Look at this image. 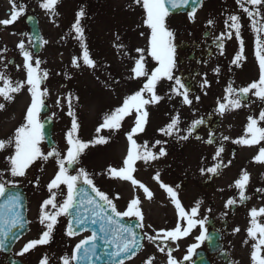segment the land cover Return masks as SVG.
<instances>
[{
	"label": "snow or ice",
	"instance_id": "obj_1",
	"mask_svg": "<svg viewBox=\"0 0 264 264\" xmlns=\"http://www.w3.org/2000/svg\"><path fill=\"white\" fill-rule=\"evenodd\" d=\"M134 2L142 7L145 13L143 23L151 30L149 47L147 49H136L140 55L131 69L132 78H143V85L139 90L126 96L120 106L106 113L103 116L102 123L95 131L97 134L102 131H119L126 118H133V125L130 131L126 132L129 147L123 160V166L119 168L110 166L106 174L112 179L131 181L134 187L138 186L143 190L146 198L151 199L153 197L152 191L133 177V173L136 171L135 165L138 161L151 164V162L165 157L168 154L165 147H159L158 151H153V149L157 145L165 144L166 141L157 139L150 147L147 141L143 144L137 143L135 137L143 133L148 124L149 112L147 106L156 105L164 99V97L157 94V86L162 81L173 82L170 92L175 96L182 97L184 105L191 106L193 103V100L189 98V89L182 82V79L175 75L176 45L173 43L175 33L166 21L174 10L187 7L190 3L193 7L188 13V18L194 21L197 11L196 5H202V0H134ZM236 2L251 21L252 31L256 34L255 57L259 66V78L257 81H253L239 89L233 88L230 84L226 89L225 102L218 105V111L221 114L229 109L234 110L242 107L250 93L260 101H264V0H236ZM58 3L59 0H42L40 7L55 16L58 14L56 11ZM24 13L25 6L13 2L10 18L0 19V25H11ZM85 15V10L81 8L76 13L75 22L72 24V31L75 33V39L80 42L82 54L79 57H73L71 64L75 68H80L83 65L95 69L97 63L90 54L85 42V28L82 25V19ZM212 23V20L208 21L209 25ZM226 25L232 31H228L226 34L221 33L218 38L220 41L218 47L221 49V55H223V41L224 39H232L234 33L240 47L232 60V64L239 67L240 62L245 59L244 40L241 35V16L230 15ZM117 40H119V36H117ZM43 43L46 44L47 41H43ZM17 47L23 55L22 67L26 71V77L22 81H13L6 73L0 72V82H2L0 97L6 102H12L15 98L14 94H18L26 88L30 93L31 102L26 109L25 122L15 129L12 137L7 140H0V150L14 147V152L6 157L7 172L13 178L25 177L28 169L35 162L38 160L47 162L50 159L55 160L58 170L54 178L47 184L49 197L43 200L40 205L39 222L44 226V229L39 238L29 240L16 255L23 257L31 250L36 249L37 246L48 245L53 238V231L58 223V218L63 216L68 217L65 232L68 237H74L82 231H87L89 224H99V231L92 230L91 235L81 239L70 255H64L61 258V264H93V258L100 259L97 252L98 241H102L105 246L103 251L105 255L110 257L109 264H125L126 259L131 260L137 251L143 247L142 239L145 238L150 243L155 244L160 253L166 255V264H184V262L191 264L193 257L197 255V249L206 240L210 239L208 230L205 228L207 217L200 218L202 201H197L190 209H185L176 191L179 185L174 188L164 183L160 178V172L157 171L153 179L167 193L174 204L178 220L172 229H161L155 235L144 233L143 236H139L136 229L145 227L143 223L144 215L140 207V197H133L128 202L126 210L120 211L115 203V200L120 198L118 194L110 196L95 185L93 178L84 168L81 167L78 170L74 168L75 165L80 163V158L86 149L90 146L106 144L109 139L106 136L97 135L92 140L84 141L79 137L78 133L81 125L72 105L73 99L78 100V97H73L71 93L65 97L68 104L67 114L71 117V127L65 137L66 152L62 153L55 146H52L51 150L46 153L41 151L40 143L44 139V135L40 114L46 106L45 97L48 95V89L46 87L42 88V84L48 79L49 73L47 70L41 69L42 62L39 59L33 60V54L26 49L23 41H20ZM116 47L123 48L124 45L120 44ZM145 53L156 62V66L150 70L146 67ZM216 71L218 72L219 69L217 68ZM65 75L67 76V74ZM207 86H209V82L205 79L202 87ZM195 99L199 101L200 97L197 96ZM56 103L59 105L60 100L57 99ZM3 109H5V103H0V110ZM247 121L244 136L232 142L244 146L261 145V142H264V126H260V124L264 122V110L260 111L258 117L249 116ZM203 123L202 119L193 120L186 129V134L179 135L182 129L180 128V115L177 113L171 117L166 126L158 131L164 136L175 134L178 139L187 141L198 126ZM197 139H200V137L197 136ZM229 139L228 136H223V140ZM206 142L212 144L213 137L210 135ZM223 152V146L218 147L213 159L219 162L212 167L201 168V174L216 175L221 167L229 166L231 160L225 164L220 159ZM253 162L264 164V146L259 148L258 154L253 157ZM70 169L76 171V174H71ZM2 175L3 173H0V176ZM249 182L250 173L247 170H242L239 178L234 181V187L239 190V201L241 203L249 199L245 194ZM17 183L15 180L0 181V198H5L4 202L0 204V250L7 247L10 235L13 240L19 238L17 233L13 231L14 229L23 230L26 224L30 223L25 220L20 211L23 208V197L20 193L9 191V186L16 187ZM36 183L39 184L38 179ZM62 185L65 186L66 193L61 188ZM84 185L87 188L83 187ZM256 191L264 190L257 189ZM58 196L63 198L58 200ZM235 204H237V200L229 198L225 207ZM249 215L251 219L247 234L254 241L251 260L253 264H264V255H261V250L264 249V222H260V218L264 217V207L252 208ZM125 217L136 218L139 222L134 227L123 224L121 219ZM148 227L151 228L152 226L148 225ZM197 228L200 229V234L195 237L196 242L188 246L182 260L177 259L173 252L179 250V241L190 236L193 230ZM234 231L239 232L240 229L236 228ZM169 243L175 245V248L169 247ZM244 243L247 244L248 241L245 240ZM109 245L111 246L110 250L107 247ZM155 259L154 256H150L144 261V264H154ZM39 264H49V258L44 256L40 259Z\"/></svg>",
	"mask_w": 264,
	"mask_h": 264
},
{
	"label": "rangeland",
	"instance_id": "obj_2",
	"mask_svg": "<svg viewBox=\"0 0 264 264\" xmlns=\"http://www.w3.org/2000/svg\"><path fill=\"white\" fill-rule=\"evenodd\" d=\"M19 1L21 0H17V3ZM22 1L27 2L28 9H32L39 16L43 41H47V43H43L40 52H33L31 42L26 33L18 29L15 36L14 32L16 31L10 32L9 29L1 30L0 72L6 73L13 81L25 79L26 71L22 67L23 55L17 47L18 43L23 41L26 49L33 54V60L39 59L42 62L41 69L47 70L49 73L48 79L42 84V88L46 87L48 89V95L45 98L55 119V147L62 153L66 152L67 144L65 137L71 127V117L67 114L68 104L65 97L71 93L73 97L79 98L72 101L73 109L81 125L78 133L79 137L84 141L92 140L97 135L109 138L106 144L90 146L86 149L80 158V163L75 165L74 168L76 170L81 167L84 168L93 178L97 187L113 196L119 192L122 195L121 198L123 197L125 201L137 196V193L141 194L143 191L141 192V189H137L138 186L134 187L131 181L112 179L106 174L110 166L115 168L123 166V160L127 155L129 147L126 132L131 129L133 118H126L119 131H102L97 134L95 130L102 123L103 116L106 113L120 106L126 96L139 90L143 85V78L133 79L131 72L135 60L140 55L136 49H147L151 36V30L143 23L145 13L142 7L136 4L134 0H59L56 9L58 14L52 16L40 7L42 0ZM81 8L86 13L82 19V25L85 28V42L90 54L97 63L95 69L83 65L80 68H75L71 64L73 57H79L82 54L80 42L75 39V33L72 31V24L75 22L76 13ZM230 15L241 16V35L244 32L242 36L246 60L238 73L241 74L242 71L249 74L251 72L252 74L255 73L254 60L256 57L253 55V52H255L254 43L256 34L252 31L251 21L243 13L236 0H205L196 11L194 21L188 18V14H170L166 21L170 29L175 33L173 40V43L176 45L175 75L180 77L183 83L188 64L185 62L186 56L181 46L185 41L187 42L192 39L193 32L191 30L201 36L202 27L205 26L207 28L210 26L211 31L226 34L228 31H232L226 25V21ZM207 19L213 21L209 26L206 23ZM117 36H119V40H117ZM225 43V52L231 59L239 51V42L233 33L232 39H228ZM120 44L124 45V47H116V45ZM145 56L147 60L146 67L150 70L156 66V62L150 56H147V53H145ZM17 66L20 67L18 68ZM196 68L199 70L196 77L198 90L194 93L192 91L189 92V98L193 100L192 105H184L182 97L175 96L170 92L173 82L162 81L157 86V94L164 97V99L156 105L147 106L149 112L148 124L145 131L135 137L137 143L143 144L147 141L150 147L157 139L166 141L165 144L157 145L153 149V151H158L159 147H165L168 153L165 157L153 161L151 164L138 161L135 165L136 171L133 173L135 179L150 187L153 195L155 194L153 199L156 198V204L160 205V211L156 210L155 213L150 211L155 216L149 214L148 217L147 214V217L150 221H156L157 223L153 224L159 226L161 229H172L177 223L178 214L176 211L177 217L173 219L175 215H173L171 207H167L169 198L160 185L153 179L159 165L167 167L171 159V165L178 173H171L162 169L160 174L164 179L162 181L166 184L177 186L181 177L188 179L187 185L185 181L183 182V185H185L182 187L183 189H176L181 199L180 201L184 206H194L195 202L201 200V195L194 185L201 181L202 174L200 169L203 168L202 157L204 154H210V151L207 148L204 150L202 142L195 139L192 135L187 141H184L178 139L175 134L173 136H164L158 131L170 122L171 117L179 113L181 120L180 128L182 129L179 135L186 134V129L197 115L196 110H199L204 104L219 100L216 98V95L220 93L216 91L225 86V75L221 72H212L202 64L197 65ZM205 79L208 80L209 86L202 87ZM0 86H2V82H0ZM14 96L15 98L12 102H6L1 97V103H5V109L0 110V140H7L9 137H12L15 129L25 122L26 109L31 102L30 93L25 88L20 93L14 94ZM197 96L200 97L199 101L195 99ZM57 99L60 100L59 105L56 103ZM41 118L42 114H40ZM40 148L42 152L46 153L49 151L43 141L40 143ZM13 152L14 147L0 150V173H3L0 176V181L15 180L27 187L30 197L28 214L33 226L36 220L39 219L40 205L50 195L47 184L54 178L58 166L54 159H50L47 162L38 160L28 169L25 177L13 178L7 172L8 163L6 160V157ZM70 173L75 175L76 171L70 169ZM37 179L39 180L38 185L36 183ZM61 188L66 193L65 186L62 185ZM252 197L258 204L264 203L262 191L255 192ZM62 198L61 196L57 197L58 200ZM147 203L148 201H146ZM147 207H150L149 204H147ZM243 224H246L247 228L250 227V221ZM32 229L34 230V228ZM33 230L30 234L27 233V236L25 235L20 243L32 240L28 237L36 236V232ZM193 233L196 237L200 233V229L193 230ZM192 237L190 235L179 241L177 258H179L180 253L185 255V247L188 242L190 243L189 239ZM228 237H231L232 246L230 248H234V251H232L234 257L239 256V264H249V241L247 244L244 243L246 238L243 239L240 234ZM64 239V244L59 239L61 246H68L72 243V239H67L66 237ZM53 243H57V240L53 241ZM143 244L144 248L142 252L137 254L127 264H140V259L148 255L146 253L147 250L150 254L154 253L151 249L153 244L147 239L143 240ZM41 246H37L36 249L25 254L24 257L28 264H39L37 256L41 254L45 256L49 251H52L49 248ZM155 251L157 254L159 253L158 250ZM152 256L156 258V255ZM184 264H189V262H184Z\"/></svg>",
	"mask_w": 264,
	"mask_h": 264
},
{
	"label": "flooded vegetation",
	"instance_id": "obj_3",
	"mask_svg": "<svg viewBox=\"0 0 264 264\" xmlns=\"http://www.w3.org/2000/svg\"><path fill=\"white\" fill-rule=\"evenodd\" d=\"M7 1L0 0V19L10 18L13 2H15L17 5H24L26 7L25 13L11 25H0V31L4 29H9L10 32L16 31L14 32L15 36L18 29L23 33H28L29 27L26 23V17L28 14H32L34 12L32 9H28V3L25 1L21 0L18 3L17 0ZM209 20L211 19L206 20L207 26H209ZM191 31L193 32V37L186 43V47L184 49L186 52V62L188 64V77L190 76L194 78L198 75L199 70L196 67L199 64L207 67L208 70L212 72H217L216 69L218 68V72L223 73L226 77V86H222L221 89L216 91L220 93L216 95V98L219 100L204 104L199 110H196L197 115L195 116V120L202 119L204 123L198 126L196 131L193 132L192 136L195 139H197V136L200 137V139L197 140L202 142L204 150L207 148V150L210 151V154H204L202 157L203 168L206 169L208 167H212L219 162L218 160H214L213 157L217 148L220 146H223L224 148V152L221 154L220 159H222L225 164H227L229 160L232 161L229 166L221 167L218 170V174L216 175L210 173L202 174L201 181L194 185L201 195L200 201H202V203L200 208V217H207L205 228L208 230V235L209 233L220 234L223 241L222 247H220L215 252H210L205 242L199 249H201L202 252H205L206 258L210 264H239V256L237 255L234 257V253H232L234 248H230L232 246L231 237L228 236L240 234L243 239L246 238V240L249 241V264H253L251 260V253L253 251L252 244L254 241L248 237L247 226L243 223L251 219L249 213L252 208L259 209L262 207L260 204L255 202L252 196L255 192H257L256 190L258 188H264V164L253 162V157L258 154L259 148L264 146V142H261V145L244 146L235 144L232 141L244 136L246 124L248 122L247 118L249 116L258 117L260 111L264 110V101H260L257 97L250 93L242 107L234 110L229 109L223 114L218 111V105L219 103L225 102L224 97L227 95L226 89L230 84L233 88L239 89L241 87L247 86L253 81L258 80V62L255 65V73L252 74L251 72L249 74L248 72L242 71V76L240 73H238V71L242 65L244 66L245 59H243L240 62V66L237 67L236 65L232 64V60L229 58L228 54L223 53V55H221V49L218 47V44L220 43L218 38L221 34H219L217 31H211L210 26L207 28L205 26L202 27L201 36L195 34L193 30ZM227 40L228 39H224L223 43ZM260 126H264V122H261ZM210 135L213 137L212 144L206 142ZM223 136H228L230 139L223 140ZM171 162L172 160L170 159V165L168 163L167 167L159 165L156 171L162 172L161 170L165 169L166 171L177 174V171L171 165ZM237 163L240 164L237 165ZM242 170H247L250 173V182L245 192L249 199L243 203L239 201V190L234 187V181L239 178ZM118 195L120 198L115 200V203L117 204L118 210L124 211L126 210V206L131 199H127V201H125L123 197L121 198L122 195L119 192ZM110 196L113 195L111 194ZM139 197L141 200L140 207L144 215L143 223L145 225L141 231L143 235L144 233L155 235L158 228L153 223L156 221H150L148 217L149 214L153 215L156 210L160 211V205L156 204V198L148 199L142 195H139ZM229 198L237 200V204L225 207L226 201ZM146 201H148L147 204H149V208L147 207ZM192 206L193 205L185 206V209H190ZM128 219L138 221L136 218ZM148 225H151L152 227L149 228ZM62 228H66V226L61 220V217H59L58 223L56 224L53 231V236H57L61 232L60 229ZM236 228H239L240 231L235 232L234 229ZM38 230L41 232L40 227H38ZM191 236H193V234H191ZM143 240L145 241L146 238ZM143 248L144 244L140 252H142ZM58 249V253L60 255H65L67 253L68 247L61 246ZM151 249L154 253L150 254L147 250L146 253L148 255L140 259V264H144V261L152 255H156L154 264H166V255L160 253L159 251L158 252L160 254L158 253V255L155 251L158 250L155 244L152 245ZM173 255L177 258V251H174ZM261 255H264V249L261 250ZM183 256L184 254L180 253L179 258L177 259L182 260ZM21 258L25 264H28L24 256ZM48 258L50 263L60 264L55 262L51 255H48ZM194 258L195 256L193 257V260ZM129 261L130 260L125 261V264H127ZM192 263L193 261L191 264Z\"/></svg>",
	"mask_w": 264,
	"mask_h": 264
},
{
	"label": "water",
	"instance_id": "obj_4",
	"mask_svg": "<svg viewBox=\"0 0 264 264\" xmlns=\"http://www.w3.org/2000/svg\"><path fill=\"white\" fill-rule=\"evenodd\" d=\"M198 5H196L197 7ZM193 5L190 3L187 7H182V8H179V9H176L174 10L172 13H178V12H190L191 9H192ZM30 20L29 21V24H30V28H31V32H30V36L33 40V49L34 51H39L40 47H41V34H40V30H39V26H38V23H37V20L36 19H32V18H29ZM46 111V108H44L42 110V112H45ZM50 118V119H49ZM43 135H44V138H45V141H46V144L48 146H51L53 143H54V140H53V137H52V133H53V122H52V118L51 117H48L46 116L43 121ZM83 187L87 188L86 185H84ZM9 191L10 192H16V193H20L21 196L23 197V204L25 202V195L23 194L22 190L19 189L18 187H9ZM90 191V189H89ZM4 199L5 198H0V204H2L4 202ZM24 207V206H23ZM24 216V208H22L20 210ZM132 222H126L124 221V224L126 225H131ZM91 224L88 225V228H91L90 227ZM25 230V228L23 229ZM23 230L21 229H14L13 231L17 233V235L21 234L23 232ZM137 230V229H136ZM15 240L12 239L11 235L9 236V239H8V243H7V247L4 249L6 252L9 251L12 243L14 242ZM211 243L214 244V241ZM217 245V244H216ZM100 256V254H99ZM95 258H93V263H97V262H101L104 260V258L100 257L99 260H97ZM110 260V259H109ZM15 264H18V263H15ZM195 264H205V260L199 256V258H197Z\"/></svg>",
	"mask_w": 264,
	"mask_h": 264
}]
</instances>
